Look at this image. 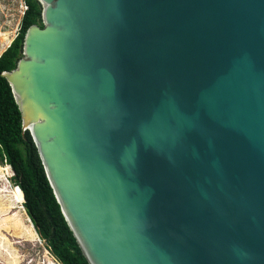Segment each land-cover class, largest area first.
<instances>
[{
	"label": "water",
	"instance_id": "water-1",
	"mask_svg": "<svg viewBox=\"0 0 264 264\" xmlns=\"http://www.w3.org/2000/svg\"><path fill=\"white\" fill-rule=\"evenodd\" d=\"M38 1L3 77L89 264H264V0Z\"/></svg>",
	"mask_w": 264,
	"mask_h": 264
},
{
	"label": "trees",
	"instance_id": "trees-1",
	"mask_svg": "<svg viewBox=\"0 0 264 264\" xmlns=\"http://www.w3.org/2000/svg\"><path fill=\"white\" fill-rule=\"evenodd\" d=\"M23 1L27 10L22 16L17 37L0 57V163L7 164L5 167L0 165V178L11 177L12 168L14 185L20 189L0 190V209L19 206L17 213H20L24 226L45 242L52 257L45 255L41 264H89L54 197L33 139L23 130L22 113L9 82L3 77L4 73L13 72L22 60L29 28L43 26L39 1ZM23 204L25 209L21 206ZM0 263L13 264L6 252H0Z\"/></svg>",
	"mask_w": 264,
	"mask_h": 264
},
{
	"label": "rangeland",
	"instance_id": "rangeland-1",
	"mask_svg": "<svg viewBox=\"0 0 264 264\" xmlns=\"http://www.w3.org/2000/svg\"><path fill=\"white\" fill-rule=\"evenodd\" d=\"M23 12V0H0V56L16 39ZM0 165L6 166L1 163ZM11 175L9 178H0V190H12L15 187L14 190L17 191L13 182V170ZM18 198L21 201L19 195ZM18 209L19 206L0 209V252L8 253L13 264H41L45 261V255L51 257L50 252L45 242L41 238L37 239L34 233L24 226L20 213H17Z\"/></svg>",
	"mask_w": 264,
	"mask_h": 264
},
{
	"label": "clouds",
	"instance_id": "clouds-1",
	"mask_svg": "<svg viewBox=\"0 0 264 264\" xmlns=\"http://www.w3.org/2000/svg\"><path fill=\"white\" fill-rule=\"evenodd\" d=\"M24 5H25V3H24ZM25 6H26V5H25ZM26 7H27V6H26ZM26 10H27V9H26ZM26 10H25V11H26ZM25 11H24V12H25ZM24 12H23V15H24ZM2 55H3V54H2ZM2 55H1V56H2ZM1 56H0V57H1ZM6 165H7V164H6ZM8 166H9V165H8ZM11 170H12V168H11ZM13 173H14V172H13ZM13 177H14V176H13ZM16 188H19V187H16ZM19 189H20V188H19ZM23 195H24V194H23ZM23 208H24V204H23ZM24 209H25V208H24ZM47 250H48V249H47Z\"/></svg>",
	"mask_w": 264,
	"mask_h": 264
},
{
	"label": "bare ground",
	"instance_id": "bare-ground-1",
	"mask_svg": "<svg viewBox=\"0 0 264 264\" xmlns=\"http://www.w3.org/2000/svg\"><path fill=\"white\" fill-rule=\"evenodd\" d=\"M4 171H5V169H4ZM9 178V177H8ZM15 200H16V198H15ZM16 202H17V200H16ZM24 202H25V199H24ZM17 204H19L18 202H17ZM20 205V204H19Z\"/></svg>",
	"mask_w": 264,
	"mask_h": 264
},
{
	"label": "built area",
	"instance_id": "built-area-1",
	"mask_svg": "<svg viewBox=\"0 0 264 264\" xmlns=\"http://www.w3.org/2000/svg\"><path fill=\"white\" fill-rule=\"evenodd\" d=\"M27 9V7L24 5V11Z\"/></svg>",
	"mask_w": 264,
	"mask_h": 264
}]
</instances>
